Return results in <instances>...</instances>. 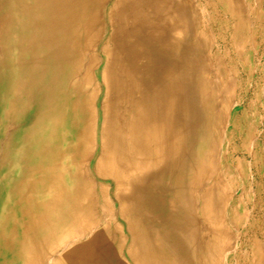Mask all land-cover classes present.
I'll list each match as a JSON object with an SVG mask.
<instances>
[{"label":"bare ground","instance_id":"obj_1","mask_svg":"<svg viewBox=\"0 0 264 264\" xmlns=\"http://www.w3.org/2000/svg\"><path fill=\"white\" fill-rule=\"evenodd\" d=\"M0 0V264H264V0Z\"/></svg>","mask_w":264,"mask_h":264},{"label":"rangeland","instance_id":"obj_2","mask_svg":"<svg viewBox=\"0 0 264 264\" xmlns=\"http://www.w3.org/2000/svg\"><path fill=\"white\" fill-rule=\"evenodd\" d=\"M196 3H198L199 1L198 0H194Z\"/></svg>","mask_w":264,"mask_h":264}]
</instances>
